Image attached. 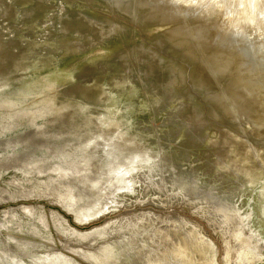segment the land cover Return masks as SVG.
<instances>
[{"label":"rangeland","instance_id":"374dc122","mask_svg":"<svg viewBox=\"0 0 264 264\" xmlns=\"http://www.w3.org/2000/svg\"><path fill=\"white\" fill-rule=\"evenodd\" d=\"M183 3L176 0L179 9ZM188 4L211 11L212 24L201 22L195 9L178 10L171 19L157 15V20L140 10L133 21L116 16L107 0H0V66L7 68L2 76L8 80L0 81V98L15 100L0 101V167L12 160L16 169L0 174V199L33 194L13 203L0 201V260L264 264V148L258 145L264 143L263 75L246 66L242 75L236 70L242 34L235 46L215 39L217 30H227L224 17L230 10L218 1ZM77 18L94 22L98 31L82 22L77 28ZM251 26L245 19L240 27ZM183 27L188 34L171 36ZM233 55L235 63L225 71L212 70L214 60L226 62ZM149 59L158 60L160 68L151 74L145 71ZM163 83L174 98L156 108L166 93L154 96L152 89ZM180 104L188 106L187 114H175ZM37 145L43 146L34 154L27 151ZM94 157L101 160L91 164ZM73 181L82 196L105 198L104 189L114 194L79 207ZM206 194L210 198L201 196ZM54 198L72 206L79 220L117 208L120 199L125 203L115 213L76 227L52 204ZM187 201L197 205L194 210ZM237 208L248 220L239 222ZM39 211L45 212L46 227L38 224ZM52 211L79 234L111 218L125 215V221L112 227L116 231L110 225L103 237L77 241L66 235L68 229ZM29 239L36 245L25 242Z\"/></svg>","mask_w":264,"mask_h":264},{"label":"bare ground","instance_id":"6f19581e","mask_svg":"<svg viewBox=\"0 0 264 264\" xmlns=\"http://www.w3.org/2000/svg\"><path fill=\"white\" fill-rule=\"evenodd\" d=\"M148 1L149 2H151V4L150 3H148ZM155 1L156 0H107V2L109 3V5H111L113 8H114V10H116L117 12H118V6H119V9L120 10H122V12L124 13V15L125 16H127V17H130V16H132L131 17V19L133 20L134 18V15H136V17H137V12H139L140 10L141 11H143V12H145V17L148 19V20H154V19H156L157 20V15H159L160 16V18L161 19H171L173 16H174V13H177L178 14V10H186V9H189V10H196L197 12H198V14H197V18L202 22L203 20H207L208 22H210L211 23V21L213 22V20H211V18H210V20L208 19L211 15H212V13H211V11H209L208 9H204V8H202V6H192V5H190V4H188L189 3V1L190 0H180V2L182 3L183 1H184V3L183 4H185V6H182L183 7V9L181 8V9H179V7H177L176 6V0H157V2L155 3ZM193 1V0H192ZM198 1V0H197ZM209 1V3H213V2H219V3H221L220 5H223V7H225L226 9L225 10H230L229 12H228V14H227V12H226V16L224 17V18H226V25H227V30H225V32L224 31H221V29H220V32H219V30H217V32H216V37L217 38H215V39H217L220 43H223V42H225V43H229V44H234V43H236V45H237V42L236 41H238L237 39H238V37H240V34H242V38H241V42L242 43H240V45L236 48V52L238 53V58H237V61H238V59L240 58L241 60H240V64L239 65H237V68H236V70L237 71H239L238 73L240 74L241 73V71H242V73H241V75L243 74V71H244V69H243V67L244 66H246L247 67V70L248 71H250V73H251V71H261L262 72V75H263V77H262V80H260L261 82H263L264 83V39L262 38V33L264 32V0H239L238 2L237 1H235V0H208ZM187 2V3H186ZM235 2V3H234ZM236 2H237V4H236ZM196 4V3H195ZM152 7V8H151ZM149 8V9H148ZM151 8V9H150ZM197 9H199V11L197 10ZM155 10H156V12H155ZM161 13V14H160ZM184 13H186V11L185 12H183V14ZM188 13V12H187ZM196 13V12H195ZM180 14V13H179ZM178 14V15H179ZM189 14V13H188ZM230 14V15H229ZM181 16H183V15H181ZM224 16V15H223ZM178 17V16H177ZM185 17V15L183 16V18ZM215 17V16H214ZM212 18V19H215V18ZM196 18V19H197ZM180 19H182V18H180ZM188 19V18H187ZM190 19H193V15H192V18H190ZM195 19V18H194ZM193 19V20H194ZM249 20L250 21V19H251V24H252V26L251 27H249L248 29H244V28H241L240 26L242 25V23L244 22V20ZM75 20H78L79 21V23L81 24V22L84 24V26L86 27V28H88L89 30H97L98 28H96V25L94 24V22H90V21H88V20H86L85 18H77V19H75ZM71 21V24L70 25H72V24H76V21ZM223 20V19H222ZM133 21H135V20H133ZM163 21V20H162ZM199 21V22H200ZM215 21V20H214ZM141 22L144 24L145 23V21L144 20H136V24H141ZM148 23V22H147ZM187 23V22H186ZM186 23H184V24H186ZM189 23V22H188ZM187 23V24H188ZM204 23V22H203ZM209 23V24H210ZM183 24V25H184ZM206 24H207V22H206ZM212 24V23H211ZM217 25V24H216ZM69 26V25H68ZM83 25L81 24V25H78V26H76L77 28H81ZM187 26V25H186ZM189 26V25H188ZM202 26H203V24H202ZM206 27H207V25H205ZM205 26L203 27V28H205ZM210 26V25H209ZM214 26V28H216L215 27V25H213ZM191 27V26H190ZM189 27V28H190ZM217 27H219V26H217ZM185 27H183V28H179L178 30H176L174 33H173V35H171V36H179V35H185L186 33H187V31H185V30H183ZM191 29H192V27H191ZM191 29H189V30H191ZM196 29L198 30V28L196 27ZM202 29V28H201ZM200 29V30H201ZM206 29V28H205ZM252 29V30H251ZM195 29H193V31L191 30V33H194L195 31H194ZM197 30H196V32H197ZM209 30H211V29H209ZM214 30V29H213ZM98 31V30H97ZM101 32V34H102V31H100ZM190 32V31H189ZM200 32V31H199ZM202 32V31H201ZM212 32V31H211ZM219 32V33H218ZM49 33V32H48ZM208 33H209V31H208ZM188 34V33H187ZM212 34V33H211ZM214 34L215 33H213V36H214ZM199 35H201L202 36V34L201 33H196L195 34V36L196 37H199V39H200V36ZM210 35V34H209ZM194 36V35H193ZM203 36H204V34H203ZM214 36V37H215ZM190 38H191V36H190ZM201 38H203V37H201ZM205 38H207V37H205ZM194 39H197V38H194ZM212 39V38H211ZM214 39V38H213ZM193 40V39H192ZM210 40V39H209ZM202 41V40H201ZM211 41V40H210ZM197 42V41H196ZM199 42V41H198ZM193 43H194V41H193ZM202 43V42H201ZM205 43H206V41H205ZM225 43H224V46H225ZM203 44H204V41H203ZM207 44V43H206ZM211 44V43H210ZM215 44V43H214ZM218 44V43H217ZM196 45V44H195ZM200 45V44H199ZM198 45V46H199ZM228 44H226V46H227ZM210 46V45H209ZM217 46H219V45H217ZM233 46H235V45H233ZM213 47V46H212ZM215 47V46H214ZM228 48H227V50L229 49V47L230 46H227ZM216 49L218 48V47H215ZM221 49H222V45H221ZM224 49V48H223ZM142 50V49H141ZM213 50V49H212ZM226 50V51H227ZM230 50V49H229ZM233 50V49H232ZM137 51H139V50H137ZM215 51V50H214ZM218 51V50H217ZM221 51V50H220ZM224 51V50H223ZM223 51H221V52H223ZM216 52V51H215ZM220 52V53H221ZM229 52V51H228ZM231 52H233V51H231ZM219 52H218V54H220ZM224 53V52H223ZM226 53V52H225ZM224 53V55H226ZM216 54H217V52H216ZM215 54V55H216ZM235 54V53H234ZM23 55H26V54H23ZM22 55V56H23ZM220 55H223L222 53L220 54ZM232 55V54H231ZM236 55V54H235ZM235 55H233V56H231V58H229L226 62H219L218 61V59H217V61L216 60H214L213 62H212V67H213V71L214 72H223V71H225L227 68H228V66L234 61V58H235ZM144 56V53H143V51H141V59H142V57ZM219 56V55H218ZM227 56H228V54H227ZM236 57H237V55H236ZM11 58H15V54L13 53L12 55H11ZM217 58V57H216ZM223 59H225L224 57L222 58V60ZM17 62V61H16ZM234 63H235V61H234ZM235 65V66H236ZM234 66V65H233ZM246 67H244L245 69H246ZM158 69H160L159 68V63H158V60H154V59H149V62H148V65H147V69L145 70L146 72L148 71V74H151L152 72H153V70H158ZM160 71V70H159ZM233 71V70H232ZM146 74V73H145ZM239 74H238V76H239ZM249 74V73H248ZM259 74V73H258ZM261 74V73H260ZM242 82V81H241ZM235 83V82H234ZM253 83V82H252ZM153 88V87H152ZM252 89V88H251ZM153 90V93L155 94L154 96H156L157 95V92L159 93V91L160 92H162V91H164L165 93H166V95H163L162 96V98H161V100L159 101V103H155V105H156V108H159V107H162V106H165L166 104H168L171 100H173V93L172 92H168V91H166L165 89H164V83H163V85L161 86V89H159L158 87L157 88H153L152 89ZM162 90V91H161ZM251 95V94H250ZM252 97H253V101H256V99H257V96L254 94V95H252ZM97 98H98V95H97ZM250 99H251V97H250ZM95 100V99H94ZM0 101H6V102H13V101H15V100H13V99H10V98H6V97H4V98H0ZM185 110V114H187L186 113V110H188V106L186 105V104H180V106L177 108V110H176V112H175V114L176 113H182L183 111ZM197 129H199V130H201L202 129V127H201V124L199 123H197ZM243 145H244V147L242 146V148L244 149V150H246L247 151V149H246V147H245V143H242ZM258 145L260 146V147H262V148H264V143H262V144H259L258 143ZM232 149H234V148H232ZM234 159H236V160H238V157H236V158H234ZM99 160H101V157H94V160H92L91 161V164H94V163H96L97 161L99 162ZM235 182V181H234ZM244 184L246 183V182H243ZM72 186V188H73V195L77 198V201H76V204L77 205H79V207H86V206H88V205H90V207H92V206H94L96 203H99V202H104L105 200L107 201L108 199H110V198H112V194H114V193H111V190H109V189H104V192H105V194H106V196H104L105 198H96V197H94V196H91L90 194H86V195H84V196H82V195H80L79 193H78V188H76L77 187V185L75 184V182L73 181V185H71ZM245 186V185H244ZM74 188H75V191H74ZM118 189H120V188H118ZM175 189L176 190H178V188H176L175 187ZM166 190H167V188H166ZM118 192V191H117ZM166 192H168V193H171L172 194V191H170L169 189L166 191ZM166 192H164V193H166ZM152 196V195H151ZM201 196H207V194L206 195H201ZM208 198H210V196H207ZM183 201H186V200H184V199H182ZM60 201H62V202H64L63 200H60ZM169 202H170V200H168ZM172 201H174L173 199H172ZM175 201H177V200H175ZM215 201V204L216 205H219V206H222V207H224V204H223V202L222 201H220V200H214ZM125 203V200L124 199H120L119 201H118V206H117V208H114V209H111V210H108V211H105L104 213H102L103 214V216H106V215H108V214H110V213H115V211L116 210H118L123 204ZM187 203H189L191 206L190 207H194L196 204H194L193 202H191V201H187ZM65 204V203H64ZM162 204V203H161ZM65 205H67V204H65ZM68 207L70 206V205H67ZM197 206V205H196ZM71 207V209H72V211H74V213H75V215H76V212H75V209L72 207V206H70ZM192 207V208H193ZM238 207V206H237ZM193 210H194V208H193ZM146 211H151V210H146ZM139 212H143V211H139ZM151 212H153V211H151ZM198 212V211H197ZM237 214H238V220H239V222H241V223H243V220H248V216H246V217H244V216H242V214H240V211L238 210V208H237ZM39 216H40V221H39V223L38 224H40V226H45L46 227V225H47V221H46V218H45V212H42V211H39V213H37ZM51 214L53 215V216H58L57 217V219H60V220H62V222L64 223V225L66 226L67 225V223H66V219H64L63 217H61L60 215H57L55 212H51ZM130 214H133V213H130ZM101 215V214H100ZM99 215V216H100ZM126 215H128V214H126ZM136 215H139V214H133V216H136ZM103 216H101L100 218H103ZM125 215H123V216H119V217H116V218H111L109 221H112V222H109V221H107V222H105L104 224H102V225H98V226H95L96 227V229H94L95 227H93L92 229H94V230H99L100 228H105L106 226H110V225H112L111 226V229H113L112 227L113 226H115V225H118L119 223H123V221H125L124 219L125 218H123ZM230 216H232V218L233 217H235V214H230ZM98 216H96V217H94V218H97ZM21 220H23V219H25V218H23L22 216H21ZM94 218H90V219H94ZM99 218V219H100ZM120 218V219H119ZM174 218V217H173ZM99 219H97V220H99ZM116 219H118V220H116ZM89 220V219H88ZM96 219H94V221H95ZM177 220H181L183 223L185 222V221H183L179 216H178V219ZM4 222H6L7 223V219H5V220H3ZM82 221H85V220H82ZM68 226H66V228H67ZM68 229V233L70 234V235H75V234H77V236H81V238H85L84 236H86V235H88V234H90V232L89 233H85V234H80V235H78L79 233H77V232H73L72 230H70L69 228H67ZM92 231V230H91ZM112 231H116L115 230V227H114V229L112 230ZM175 237H177L178 238V236H175ZM205 237V236H204ZM259 238V237H258ZM6 239H8V238H6ZM205 239L207 240V238L205 237ZM13 242H14V244L16 243L15 242V239L13 240V239H11ZM30 240V239H29ZM77 241H78V239H76ZM86 239H82V241H85ZM117 240H118V238H117ZM25 241V240H24ZM25 242H27V243H30L31 245H36V243L35 242H33L32 240H30L29 242L28 241H25ZM114 243V242H113ZM184 244H185V246L186 247H188L189 245H190V242H189V240L188 239H185L184 240ZM111 245H112V242H111ZM67 247V249H69L70 251H72L73 253H76V254H78L76 251L77 250H73V249H71L70 247H68V246H66ZM102 247H104V246H102ZM107 248H103V249H101V250H106ZM97 250H100L99 248H97ZM5 251H8V250H5ZM79 255V254H78ZM202 255H204V252H202V253H200V256H202ZM118 258L120 259V262H121V256H118ZM92 263V262H91ZM0 264H9V263H5L3 260H0ZM11 264H19V262H14V263H11ZM92 264H94V263H92ZM109 264H112V263H109Z\"/></svg>","mask_w":264,"mask_h":264},{"label":"water","instance_id":"95a60500","mask_svg":"<svg viewBox=\"0 0 264 264\" xmlns=\"http://www.w3.org/2000/svg\"><path fill=\"white\" fill-rule=\"evenodd\" d=\"M115 15H116V16H119V17H121V18H126V19H128L127 16L124 15V13L122 12V10L119 9V6H118V12L115 10ZM2 48H3V47H2ZM107 67H108V66H107ZM6 71H7V68H5V66H0V81H1V79H3V80L6 81V77L2 76V75H4V74L6 73ZM7 81H8V80H7ZM7 81H6V82H7ZM122 82H123V81H122ZM85 87H88V86H85ZM52 89H54V87H50V88H49V91H51ZM50 98L53 99L52 96H47V97H46V99H50ZM29 132H31V131H28L27 133H29ZM33 132H34V130H33ZM27 133L24 132V133L21 135V137L25 136ZM23 138H24V137H23ZM20 139H21V138H20ZM42 146H43V145H41V146L37 145V146H35V149H34V150L31 148L30 150H27V151H30V152H32V154H34V152L40 150V148H41ZM23 152H25V150H24ZM23 152L20 153V154H22V156H20L21 159H24V157L26 158V154H23ZM20 157H19V158H20ZM14 160L17 161L16 159H14ZM11 162H12V160L6 162V163L4 164L3 167H0V174L2 173V171H5V169H6V170H7V169H14V168L11 166V164H10ZM14 170H16V169H14ZM25 176H28V175H25ZM32 195H33V194H32ZM32 195H28V197H25V198H24L23 196H18V197L12 198V199H11V198L2 199V200L0 199V201H7V202H11V203H13L14 201H17V200H24V199H26V198L32 197ZM44 196H45V197L47 196L48 198H52V197H53V196H51L50 194H49V195H48V194H44ZM52 204H53L55 207H58L59 209H62V211H63L64 213H67V215H69V218L73 221V224H75L76 227H79L80 225H88L89 223H92V222L94 221V219L97 220V219H99L101 216H103V214H101V215L98 216L97 218L82 221V220H79V219L76 217L74 211H72V209H71L70 206L68 207L67 205L64 204V202L60 201L58 198H54L53 201H52ZM195 209H196V211H197V208H195ZM226 211H227V210H226ZM223 214H224V213H223ZM227 215H229V212H227L226 216H227ZM224 216H225V215H224ZM108 227H109V226H106L105 228H100L99 230H92V231L90 232V234L84 236L85 238H81V236H77V234H75V235H74V234H73V235H70V234L67 233V232H65V233H66V235H68V236L71 237V238L78 239V241H82V239H87V238H90V237H95V236L103 237V236H105ZM84 228H86V226H84ZM78 235H80V234H78ZM4 250H5V249H4ZM20 255H21V253H20ZM22 257H27V254H22Z\"/></svg>","mask_w":264,"mask_h":264}]
</instances>
